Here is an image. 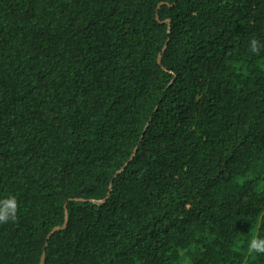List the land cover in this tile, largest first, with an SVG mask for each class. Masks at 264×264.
Wrapping results in <instances>:
<instances>
[{"label":"trees","instance_id":"trees-1","mask_svg":"<svg viewBox=\"0 0 264 264\" xmlns=\"http://www.w3.org/2000/svg\"><path fill=\"white\" fill-rule=\"evenodd\" d=\"M11 197L0 264H264V0H0Z\"/></svg>","mask_w":264,"mask_h":264},{"label":"clouds","instance_id":"clouds-1","mask_svg":"<svg viewBox=\"0 0 264 264\" xmlns=\"http://www.w3.org/2000/svg\"><path fill=\"white\" fill-rule=\"evenodd\" d=\"M261 46L255 39L251 41V51L255 54H259ZM0 207V223H7L9 220L15 221L17 212V201L15 197H11L3 202ZM249 251L253 253L264 254V239L253 238L249 243Z\"/></svg>","mask_w":264,"mask_h":264},{"label":"water","instance_id":"water-1","mask_svg":"<svg viewBox=\"0 0 264 264\" xmlns=\"http://www.w3.org/2000/svg\"><path fill=\"white\" fill-rule=\"evenodd\" d=\"M66 224H67V215H66V217H65V224H64V227H65ZM64 227H63V228H64ZM63 228H56V229H54L53 232H55V231H57V230H61V229H63ZM44 259H45V254H44L43 257H42L40 264H44Z\"/></svg>","mask_w":264,"mask_h":264}]
</instances>
